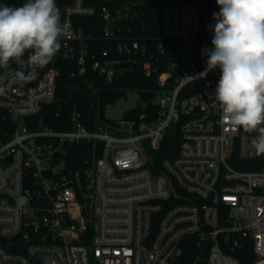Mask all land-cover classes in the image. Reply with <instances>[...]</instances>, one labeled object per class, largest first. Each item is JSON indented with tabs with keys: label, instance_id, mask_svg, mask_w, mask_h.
I'll return each instance as SVG.
<instances>
[{
	"label": "built area",
	"instance_id": "1",
	"mask_svg": "<svg viewBox=\"0 0 264 264\" xmlns=\"http://www.w3.org/2000/svg\"><path fill=\"white\" fill-rule=\"evenodd\" d=\"M149 1L70 0L61 43L71 76H155L154 110L120 120L94 111L86 123L73 109L67 129L37 125L44 106L67 104L52 63L0 96L10 124L0 131V264H199L206 242L201 264H240L249 251L264 264V154L252 145L262 133L221 125L220 70L204 75L216 0H160L158 37L146 35ZM167 136L176 152L159 157ZM188 248L195 257L181 263Z\"/></svg>",
	"mask_w": 264,
	"mask_h": 264
},
{
	"label": "clouds",
	"instance_id": "2",
	"mask_svg": "<svg viewBox=\"0 0 264 264\" xmlns=\"http://www.w3.org/2000/svg\"><path fill=\"white\" fill-rule=\"evenodd\" d=\"M212 47L207 71L219 68L220 77L212 97L221 125L252 132L260 128L252 145L264 154V0H216ZM60 9L56 0H25L21 6L0 4V96L11 84L23 86L38 77L37 68L47 66L61 50ZM27 54V59L25 55ZM20 66L11 69V64ZM204 108L207 105L203 106ZM17 207L28 197L19 196Z\"/></svg>",
	"mask_w": 264,
	"mask_h": 264
},
{
	"label": "trees",
	"instance_id": "3",
	"mask_svg": "<svg viewBox=\"0 0 264 264\" xmlns=\"http://www.w3.org/2000/svg\"><path fill=\"white\" fill-rule=\"evenodd\" d=\"M70 0H56V4L61 10L63 5L68 3ZM177 3H193L198 7H202L203 3L201 0H175ZM5 3L10 6H21L25 0H0V4ZM87 5H101L105 3V0H84ZM160 0L149 1L147 4V14L144 19L145 27L147 28L146 35L149 37H158L159 23H160ZM91 19H85L86 25ZM62 45V43H61ZM89 60V59H88ZM60 72L58 93L63 99L67 100V104L63 106H44L42 112L36 116L39 120L37 125L48 126L55 130H64L68 128L69 116L73 109L80 112L83 121L90 123L94 120V111L97 112L102 119V108L104 105L116 102L118 99L125 97L127 92H135L138 95L139 104L136 108L127 111L124 118L138 117L143 112H150L154 110V91L156 89V78L144 77L137 71L133 73H127L124 76L114 80L112 83L107 84L104 78L96 77L95 74L89 70L83 76H71L70 73L76 70L75 61L70 57V50L65 49L62 45L60 52L50 62ZM95 78L94 84L90 87L91 79ZM91 89H97V95L92 96ZM144 109V110H143ZM59 112V115L56 114ZM10 124L4 122L0 118V131L3 128L9 127ZM178 139L172 137H166L161 153L159 157L171 156L172 153L176 152V146ZM241 169H250L247 166H236ZM196 254V250L188 248L184 252V256L180 262L185 263L191 261ZM248 256H241L238 254L240 264H250L254 261L255 257L249 252L246 253ZM240 255V256H239Z\"/></svg>",
	"mask_w": 264,
	"mask_h": 264
},
{
	"label": "rangeland",
	"instance_id": "4",
	"mask_svg": "<svg viewBox=\"0 0 264 264\" xmlns=\"http://www.w3.org/2000/svg\"><path fill=\"white\" fill-rule=\"evenodd\" d=\"M2 4H5L4 2ZM138 95L135 92H127L125 97L116 102L107 104L102 108V116L105 120H120L127 111L136 108L139 104Z\"/></svg>",
	"mask_w": 264,
	"mask_h": 264
},
{
	"label": "water",
	"instance_id": "5",
	"mask_svg": "<svg viewBox=\"0 0 264 264\" xmlns=\"http://www.w3.org/2000/svg\"><path fill=\"white\" fill-rule=\"evenodd\" d=\"M202 14H203L204 17L206 16L205 12H203ZM206 248H207V242L205 243V246H204V248H203V250L201 252V256H200V260L201 261L203 260V258H205ZM201 261L199 262V264H201Z\"/></svg>",
	"mask_w": 264,
	"mask_h": 264
}]
</instances>
